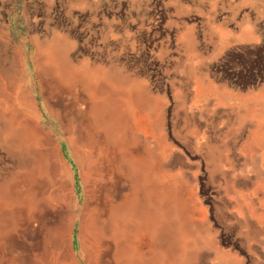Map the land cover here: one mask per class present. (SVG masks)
I'll list each match as a JSON object with an SVG mask.
<instances>
[{"label":"rangeland","instance_id":"1","mask_svg":"<svg viewBox=\"0 0 264 264\" xmlns=\"http://www.w3.org/2000/svg\"><path fill=\"white\" fill-rule=\"evenodd\" d=\"M0 264H264V0H0Z\"/></svg>","mask_w":264,"mask_h":264},{"label":"bare ground","instance_id":"2","mask_svg":"<svg viewBox=\"0 0 264 264\" xmlns=\"http://www.w3.org/2000/svg\"><path fill=\"white\" fill-rule=\"evenodd\" d=\"M56 54L59 55V52L54 47H52L49 50V58H51L52 56ZM64 69H65L66 75H69L70 78H75L77 76L74 70H70L68 67H64ZM88 85L91 91L90 101L93 104L92 105L93 113L91 115L93 118V122L96 123V125L103 127L106 134L121 138L122 134L124 133V129L121 128V125H122L121 121L122 119L127 120L129 118V112L131 110V106L136 103V105H138V109H142V111L146 109L144 102H143L145 100V97L143 94H142L143 96L142 95H138V96L129 95L125 99L121 97L119 98V96H115L113 94H109L108 91L106 90V87L99 85L97 80H94L93 82L90 81ZM125 101L127 102L125 103ZM112 102H115V103L124 102V106L125 104H127V108L123 110L124 113L122 111L113 109V107H111ZM118 108H121V107H118ZM153 112H154L153 109L149 111L151 115L153 114ZM151 124L152 126H155L153 125V123ZM120 155H121L120 160H122L123 168L129 174L132 175V178L136 179V178L142 177V175L145 173V166H143L142 164H137V162L132 160L125 153H120ZM131 205L133 208V204ZM140 222L138 223V225H140V228H142L144 221L140 220ZM128 228L132 229L134 228V226L128 227Z\"/></svg>","mask_w":264,"mask_h":264},{"label":"crops","instance_id":"3","mask_svg":"<svg viewBox=\"0 0 264 264\" xmlns=\"http://www.w3.org/2000/svg\"><path fill=\"white\" fill-rule=\"evenodd\" d=\"M117 157H118V162L117 163L120 164L121 167H123L122 160H120L121 155L119 154V156H117ZM148 190L149 191L151 190L150 186L147 187L144 190L145 191V194L144 195L147 194L146 192ZM143 221H144V219H143ZM145 224L147 225V222L146 221H144V224L142 225V228H140V229H136V227H134V228L131 229V228H128L125 225H123L122 226L123 229L120 230V231H118L117 233H115L116 235H114V238H118V239H121L122 240L121 241L122 242L121 243V245H122L121 249L123 247L125 248V246H127L129 249H132V248L135 249L136 246H138V247L140 246V249H142L144 247V245H143L144 244L143 238H145L147 235H149V233L143 232L144 231V228H146ZM138 226L140 227V225H138ZM150 243H151V245H150ZM153 246L157 250L158 247H156L154 245V242H152L150 240V242L148 243V246L147 247L152 248ZM119 254H120V252H119ZM130 254H131V252H130ZM157 257H160V255L157 256ZM153 259H155V258H153Z\"/></svg>","mask_w":264,"mask_h":264}]
</instances>
